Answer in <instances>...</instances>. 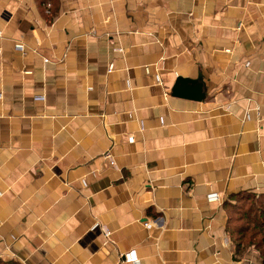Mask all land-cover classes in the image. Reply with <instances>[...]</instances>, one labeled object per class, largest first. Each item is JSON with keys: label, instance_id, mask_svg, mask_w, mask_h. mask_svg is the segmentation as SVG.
Listing matches in <instances>:
<instances>
[{"label": "crops", "instance_id": "1", "mask_svg": "<svg viewBox=\"0 0 264 264\" xmlns=\"http://www.w3.org/2000/svg\"><path fill=\"white\" fill-rule=\"evenodd\" d=\"M0 264H264V0H0Z\"/></svg>", "mask_w": 264, "mask_h": 264}, {"label": "water", "instance_id": "2", "mask_svg": "<svg viewBox=\"0 0 264 264\" xmlns=\"http://www.w3.org/2000/svg\"><path fill=\"white\" fill-rule=\"evenodd\" d=\"M192 84L195 85L193 86ZM200 86L201 85L195 80L183 79L179 77L172 88V93L175 96L184 95L188 98L201 100L203 98V93L199 90Z\"/></svg>", "mask_w": 264, "mask_h": 264}, {"label": "built area", "instance_id": "3", "mask_svg": "<svg viewBox=\"0 0 264 264\" xmlns=\"http://www.w3.org/2000/svg\"><path fill=\"white\" fill-rule=\"evenodd\" d=\"M210 198L214 199V198H216V196L211 195ZM130 260H134V258H128V261H130Z\"/></svg>", "mask_w": 264, "mask_h": 264}, {"label": "trees", "instance_id": "4", "mask_svg": "<svg viewBox=\"0 0 264 264\" xmlns=\"http://www.w3.org/2000/svg\"><path fill=\"white\" fill-rule=\"evenodd\" d=\"M236 242V240H234Z\"/></svg>", "mask_w": 264, "mask_h": 264}]
</instances>
